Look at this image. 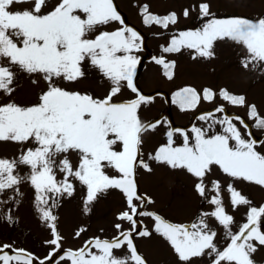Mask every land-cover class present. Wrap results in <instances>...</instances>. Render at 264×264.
I'll list each match as a JSON object with an SVG mask.
<instances>
[{"label": "snow or ice", "instance_id": "6c2138e0", "mask_svg": "<svg viewBox=\"0 0 264 264\" xmlns=\"http://www.w3.org/2000/svg\"><path fill=\"white\" fill-rule=\"evenodd\" d=\"M149 7H139L145 25L167 30L180 19L176 10L160 15ZM193 12L203 18L201 25L177 29L178 34L160 45L162 53L189 49L193 59L213 58L216 44L231 40L240 47L238 68L264 74V14L217 15L211 0H191L182 8L184 17ZM143 46L144 37L126 22L114 0H0V141L17 147L15 155L0 156V205L6 206L7 222L17 221L7 205L19 206L21 184L27 182L39 219L50 232L43 241L49 245L44 256L14 242L0 243V264H150L133 234L148 237L153 230L167 241L178 264H264V202L254 203L237 186L246 181L264 189V141L245 117L227 114L216 98L243 106L262 133L264 112L244 92L184 85L172 93L180 109H196L202 101L215 106L200 112L203 123H193L190 131L166 121V142L148 151L145 159V136L160 121L139 114L154 99L135 79L141 59L137 50ZM151 59L167 78L174 77L177 60L164 54ZM89 70L103 82L100 94L68 86L79 84ZM21 73L37 86L34 101L14 98ZM125 88L133 95L115 99ZM157 165L185 172L192 190L211 207L197 209L184 222L148 210L145 200L154 198L139 191L137 176L140 169L152 173ZM216 168L228 179L215 176ZM78 185L84 189V214L111 190H118L124 205L115 212L114 234L100 228V234L88 236L80 246L65 248L56 209ZM242 205L246 219L238 222L233 213ZM138 215L152 218L151 228L137 231ZM88 228L82 224L74 235L81 237Z\"/></svg>", "mask_w": 264, "mask_h": 264}, {"label": "rangeland", "instance_id": "374dc122", "mask_svg": "<svg viewBox=\"0 0 264 264\" xmlns=\"http://www.w3.org/2000/svg\"><path fill=\"white\" fill-rule=\"evenodd\" d=\"M191 0H114L118 10L126 18V22L136 27L144 37V46L137 50L140 56V62L137 65L136 82L138 87L145 94L152 95L153 101L142 105L139 114L142 119L153 121L159 120L155 131L145 136L143 151L146 153L152 151L159 143L166 142L164 135L167 122L173 127H185L189 131L191 125L202 124L199 114L202 111H211L215 106L213 102L202 101L196 109H180L179 105L173 100L172 93L184 85H193L198 90L204 86H211L215 89L227 87L234 92H244L250 101H254L264 112V74L253 70L251 72L238 68L237 58L240 53V47L231 40L221 41L216 44L217 56L213 58L193 59L189 49H182L179 53H162L161 44L167 43L170 36L176 33L177 29L187 27H199L203 18L193 12L189 17L182 15V8L187 6ZM212 11L217 15L224 14H244L249 17H255L258 14H264V0H211ZM147 3L150 11L163 15L168 11L176 10L181 13L178 23L170 26V29H164L160 25H145L142 21V14L139 7ZM109 25L106 27H112ZM178 34V33H176ZM164 54L169 59L177 60L174 69L175 75L169 79L164 75L161 65L151 59L154 55ZM19 87L15 92L14 98L17 102L28 103L36 99L37 86L32 85L26 73H21L18 81ZM69 87H76L81 90H92L96 94L103 91V82L95 70H89L88 76L81 80L79 84L68 83ZM133 93L125 88L122 94L115 99H127ZM0 99L3 95L0 94ZM216 103H223L227 114H239L245 117L251 125V130L260 141H264V133L254 127V122L246 115V109L243 106H234L223 98L217 96ZM222 115V114H218ZM177 142H180L178 139ZM17 152V147L12 142L0 141V156H13ZM75 159V156H73ZM24 169H22L23 171ZM214 175L227 180V176L222 174L218 168L214 169ZM138 186L141 193L147 192L153 196L154 202L145 200L148 210L160 212L166 218L175 222L190 221L193 214L199 208H209L206 201H203L191 187V181L185 172L174 170L167 166L157 165L155 171L148 173L143 169L139 170ZM238 187L247 194L254 203L264 202V189L258 185L246 181L239 182ZM21 190L24 192L22 202L19 206L11 204L12 213L18 217L14 223L7 222L3 217L6 206L0 205V243L9 242L18 247H25L34 251L37 255L44 256L49 250V245L43 243L45 239H50L48 227L39 219V215L34 207L33 191L27 182L21 184ZM211 192V189H209ZM83 187H77V192L72 196H65L59 207L58 227L61 234L65 237L64 247L80 246L84 239L94 234H100L99 229L104 228L105 234H114L113 221L115 212L121 209L124 201L118 190H111L101 197L95 204L93 211L89 214L83 213ZM225 203L228 210L233 211L228 200L227 191L224 192ZM143 211V207L140 209ZM246 206H239V210L233 214L236 221L240 222L246 217ZM139 231L144 226L151 228L152 218L147 216L137 217ZM142 223H139L141 222ZM82 224L89 225V228L81 237L74 235V230ZM125 227H130L128 222H124ZM134 239L150 264H178L173 250L159 234L152 231L148 237L136 236ZM221 240H223L221 230ZM57 259H59L57 257ZM38 264V262H37Z\"/></svg>", "mask_w": 264, "mask_h": 264}]
</instances>
